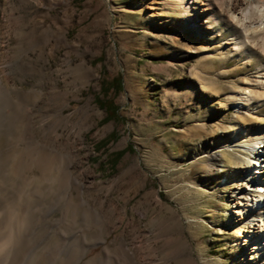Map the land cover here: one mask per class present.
<instances>
[{"label":"rangeland","instance_id":"374dc122","mask_svg":"<svg viewBox=\"0 0 264 264\" xmlns=\"http://www.w3.org/2000/svg\"><path fill=\"white\" fill-rule=\"evenodd\" d=\"M200 1L223 15L222 0ZM183 9L167 0H0V79L11 94L0 91V179L24 147L12 99L29 102L40 141L73 157L71 174L56 158L49 194L38 181L35 223L23 227L33 248L20 264H49L51 254L56 264L249 262L235 251L234 183L225 182L245 177L249 151L225 143L254 145L264 132V105L250 104L263 115L245 120L232 99L256 62L231 56L223 22L213 35L211 19L188 25ZM114 79L120 87L106 88ZM213 150L223 154L215 168Z\"/></svg>","mask_w":264,"mask_h":264},{"label":"bare ground","instance_id":"6f19581e","mask_svg":"<svg viewBox=\"0 0 264 264\" xmlns=\"http://www.w3.org/2000/svg\"><path fill=\"white\" fill-rule=\"evenodd\" d=\"M167 1L174 3L175 9L184 7L188 25L190 23L200 25L201 22L207 23L211 19L212 25L207 27L209 33L221 36L223 34L222 22L226 31L232 32L228 38L231 56L235 54L240 57L244 56L242 59L244 64L256 62L255 74L241 81L243 87L240 90L233 89L232 99L235 108L239 116L245 120L252 116L263 115L262 111H250L249 106L254 102L264 105V36L258 38L259 34L264 32V3L254 7L249 3V0H222L223 15L218 16L214 13L212 5L203 4L200 0ZM211 57L213 56L211 55ZM221 58L225 59V55ZM6 88L0 79V91L7 92L11 97L10 91ZM28 103L23 105L12 99L7 104L8 113H13L12 124L18 118L22 119L24 129L16 140L18 143L24 144V147L15 153L7 178L0 179V264H20L24 253L32 246L31 243L25 247L23 245V227L28 220L29 223L31 222L30 225L35 223V217L39 210L35 204L37 197L41 194L38 181L43 179L47 182L48 194L52 190L51 182L54 178L52 172L58 156L66 162V169L71 174L69 166L72 164L73 157L70 153L65 152V145L61 148L62 143L56 140L42 142L35 136L32 130L35 117L32 116V108L27 105ZM253 135L255 138L250 141L255 140L257 144L254 143V145L249 144L248 139L241 140L242 142L239 144L225 143V146L239 145L240 148L247 149L249 151L247 163L250 164L247 166L244 178L234 172L227 176L225 182L234 183L231 190V201L233 202L231 223L236 228L235 251L242 260L246 259V255H250L247 264H264V132H255ZM44 137L46 138V136ZM59 148H61V153ZM261 151L263 154L260 153ZM219 155L223 154L217 150L209 153L208 163L210 166L215 168L219 165L221 161ZM251 166L252 172L249 169ZM34 167L41 169V176L29 177L27 175V171ZM75 182L78 196L81 199L83 184L80 178H75ZM29 232L31 233V230ZM54 256L50 255L49 264H56ZM61 261L62 264H66L68 260L63 261L62 259Z\"/></svg>","mask_w":264,"mask_h":264},{"label":"trees","instance_id":"16d2710c","mask_svg":"<svg viewBox=\"0 0 264 264\" xmlns=\"http://www.w3.org/2000/svg\"><path fill=\"white\" fill-rule=\"evenodd\" d=\"M109 83V85H113V86H111V87H117V89L120 87V81H119V79H114V80H112V81H110V82H105L104 83V85L106 86V88L108 87L107 86V84ZM110 89V88H109ZM107 90V89H106ZM108 110L110 111V112H113L114 113V111H116V108L115 107H113L112 106V104H108ZM110 116H112V115H110Z\"/></svg>","mask_w":264,"mask_h":264}]
</instances>
